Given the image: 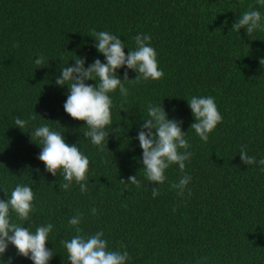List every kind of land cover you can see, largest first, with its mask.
<instances>
[{"label": "trees", "instance_id": "1", "mask_svg": "<svg viewBox=\"0 0 264 264\" xmlns=\"http://www.w3.org/2000/svg\"><path fill=\"white\" fill-rule=\"evenodd\" d=\"M250 5L264 24L258 0H0V199L17 184L33 188L31 230L54 225L49 264H70L60 240L75 234L68 221L78 211L85 234L103 230L110 250L127 246V264H264V166L244 165L239 155L246 146L257 161L264 158V30L250 36L230 30ZM93 28L119 36L126 55L137 34L150 35L164 72L160 80L126 83L127 97L119 89L109 93L112 124L103 151L84 137L86 122L64 111L69 89L55 83L60 67L77 57H86L85 67L105 62ZM41 54L48 64L38 68ZM124 71L117 70L121 79ZM128 73L135 79L136 72ZM193 96L214 97L223 117L206 143L190 129ZM149 103H162L169 119L183 121L193 155L185 162L192 179L182 197L171 188L182 175L178 165L165 171L163 185L145 178L136 137ZM16 117L28 125L21 130ZM41 125L89 158L86 193L75 182L61 190V172L45 171L39 140L30 136ZM131 175L141 187L120 183ZM153 187L160 189L155 198ZM9 256L12 264H33L11 245L0 264Z\"/></svg>", "mask_w": 264, "mask_h": 264}, {"label": "clouds", "instance_id": "2", "mask_svg": "<svg viewBox=\"0 0 264 264\" xmlns=\"http://www.w3.org/2000/svg\"><path fill=\"white\" fill-rule=\"evenodd\" d=\"M258 3L264 5V0H258ZM261 21L260 11L250 5L249 10L235 20L230 30L240 33L241 29H245L247 36H250L257 30H264V24ZM225 23L227 24V21ZM91 31L96 41L94 47L104 56L105 62L97 58L85 67L86 57L76 56L74 65L60 67V75L55 83L58 86L67 85L69 89L63 105L64 111L71 118L86 122L87 131L83 132L84 137L89 138L94 146L103 151L104 142L110 134V131L106 129L112 124L113 102L109 93L119 89L121 96L127 97L129 92L125 87L126 83L136 84L141 80H160L164 77V72L158 66L157 52L151 46L150 35L137 34L133 38L135 48L128 50L126 55L125 44L119 36L108 31L97 32L94 28ZM18 46V44L14 45V47ZM34 63L38 68L48 64L43 54L35 59ZM260 63L264 65V59H261ZM121 68L125 69L122 79L117 73V70ZM128 70L137 73L135 79L129 78ZM89 80H94L96 83H86ZM187 101L195 119L190 129H193L196 135L206 143L210 133L223 120L215 98L193 96ZM121 109L127 112L123 104ZM35 119L36 115L29 117V120ZM29 120L16 117L15 125L22 130L28 125ZM142 120L136 139L143 150L141 163L145 178L149 182L163 185L167 179L165 171L171 165H178L182 175L178 182L171 183V188L176 189L177 195L182 197L192 179L185 172V162L190 161L193 155L191 151H188L191 145L186 139V132L181 127L183 121L176 118L169 119L162 103H149L147 118ZM117 131L119 127L112 128L111 132ZM30 136L32 141L39 140L41 151L37 158L44 163L45 171L54 177L57 176L58 171L61 172L64 181L59 185L61 190H70L75 182L80 186L81 193L88 191L87 173L90 161L77 144L67 143L61 132L51 130L48 125L37 127ZM239 155L244 165L258 163L264 166V158L257 161L256 157L248 154L246 146H241ZM36 171L39 172V169ZM120 183L133 184L139 188L142 182L136 175H131L127 181L120 179ZM151 191L153 198L160 194L158 187H153ZM5 194L8 198L0 199V257L4 256L11 245L17 250V255L30 259L33 264H49L55 253L46 245L54 225L41 224L35 227L34 232L31 230L30 216L34 210L35 199L33 188L29 185L17 184L11 191L10 197L8 193L5 192ZM188 194L191 195V189L188 190ZM91 211L95 216L97 209L93 208ZM13 213L20 223L13 221ZM83 217L84 214L79 211L72 216L68 224L74 229L75 234L70 240H60L67 251V260L70 264H127L131 258L127 246L119 244L117 250H110L103 230L90 235L85 234L80 226ZM25 222L27 226H23ZM12 262L13 257L9 256L4 264H12Z\"/></svg>", "mask_w": 264, "mask_h": 264}]
</instances>
